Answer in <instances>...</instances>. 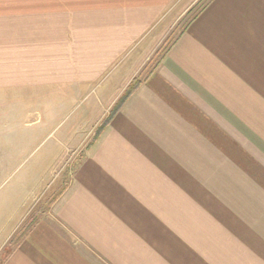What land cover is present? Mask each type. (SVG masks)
Instances as JSON below:
<instances>
[{
  "label": "crops",
  "instance_id": "crops-1",
  "mask_svg": "<svg viewBox=\"0 0 264 264\" xmlns=\"http://www.w3.org/2000/svg\"><path fill=\"white\" fill-rule=\"evenodd\" d=\"M183 5L0 0V91L94 97L46 167L106 119L53 214L12 242L28 197L2 212L0 264H264V0H209L142 74Z\"/></svg>",
  "mask_w": 264,
  "mask_h": 264
},
{
  "label": "rangeland",
  "instance_id": "rangeland-1",
  "mask_svg": "<svg viewBox=\"0 0 264 264\" xmlns=\"http://www.w3.org/2000/svg\"><path fill=\"white\" fill-rule=\"evenodd\" d=\"M208 2L184 0L183 7L189 8L187 13L178 19L176 17L174 24L153 40L137 62L142 74L152 68L170 43ZM41 91L21 88L0 91V224L3 222V211L23 209L25 205L21 206V202L24 203L28 197L21 220L12 231V242L17 241L15 239L39 214L55 212L54 201L65 188L64 184L69 183L78 160L94 140L96 127H102L106 120H99L93 130L83 132L78 144L68 151L62 162L46 167V163L52 160L57 142L75 124L79 115L88 109L94 97L70 104L59 114V104L45 100L48 94L41 95Z\"/></svg>",
  "mask_w": 264,
  "mask_h": 264
},
{
  "label": "trees",
  "instance_id": "trees-1",
  "mask_svg": "<svg viewBox=\"0 0 264 264\" xmlns=\"http://www.w3.org/2000/svg\"><path fill=\"white\" fill-rule=\"evenodd\" d=\"M138 88V82L134 81L128 87L122 98H120L118 104L114 107L112 114H115L124 104V102L131 96V94Z\"/></svg>",
  "mask_w": 264,
  "mask_h": 264
},
{
  "label": "built area",
  "instance_id": "built-area-1",
  "mask_svg": "<svg viewBox=\"0 0 264 264\" xmlns=\"http://www.w3.org/2000/svg\"><path fill=\"white\" fill-rule=\"evenodd\" d=\"M100 128H101V126H97V127H96L93 136H95L96 132H97ZM89 134H90V133H89Z\"/></svg>",
  "mask_w": 264,
  "mask_h": 264
}]
</instances>
